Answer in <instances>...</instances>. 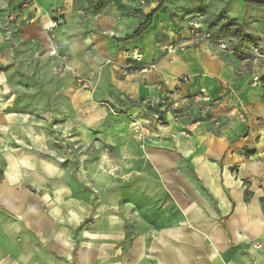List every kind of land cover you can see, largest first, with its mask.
<instances>
[{"label": "crops", "instance_id": "0c3cea01", "mask_svg": "<svg viewBox=\"0 0 264 264\" xmlns=\"http://www.w3.org/2000/svg\"><path fill=\"white\" fill-rule=\"evenodd\" d=\"M22 2L0 0V14L6 9L26 21L20 46L41 48L46 25L56 17L48 11L53 2L23 8ZM64 4L55 34L66 42L74 71L65 79L53 76L49 60L42 59L26 76L34 91L48 92L52 105L64 107L83 136L96 141L100 155L87 180L103 191L97 211L104 225L84 231L90 240L78 242L73 219L82 215L73 208L70 216L65 212L60 161L0 141V264H264V89L232 52L193 40L189 29L195 18L218 37L209 22L225 10L227 19L264 42V6L165 0L152 25L125 40L160 0H107L100 10L85 13L72 0ZM193 6L200 16L187 15ZM161 41H183L185 48L164 53ZM138 48L156 67L124 72ZM8 49L5 57L14 61L16 51ZM14 66L0 70L1 105L17 83ZM76 73H95L97 80L79 89L70 80ZM202 92L210 100L196 97ZM102 101L119 105L120 116ZM35 103L46 111L49 96L41 93ZM149 103L165 119L143 132L142 145L128 117L148 121ZM14 115L0 110V123L16 120ZM118 205L121 213H139L135 227L124 225L122 214L120 222L113 219Z\"/></svg>", "mask_w": 264, "mask_h": 264}, {"label": "rangeland", "instance_id": "374dc122", "mask_svg": "<svg viewBox=\"0 0 264 264\" xmlns=\"http://www.w3.org/2000/svg\"><path fill=\"white\" fill-rule=\"evenodd\" d=\"M49 1L53 3L50 6L51 9H48V11L54 13L56 16H54V19H51L50 23L57 21L58 25L53 29H46L44 35L47 43L41 48H30L25 45L20 46L17 42V37L26 21L18 20L13 14L7 12L8 10L6 9L1 10L2 20H0V27L3 33L4 49L2 50L0 48V58L5 57L8 48L11 51H16L17 58L14 61H8L5 57L1 61L0 70H7L9 65H15V78L17 83L14 89L6 90L5 92V98L10 99L12 102L2 99L3 105L0 104L2 113L6 114L11 112L16 114L13 116L16 117V120H11L4 124L0 123V129L2 130H0V141L1 145L10 142V146H16V148L25 147L40 158L46 156L60 161L66 174L63 179L65 212L68 213L72 208L75 209L73 210L74 213L80 210L82 216L79 220L73 219L74 225L77 227L75 236L78 242H87L90 239L87 235L84 236V231H93L94 227L104 225L103 217L99 216L100 213L97 211L98 207L103 205V191H99L98 186L95 187L88 184L87 180L89 166L91 167L97 163L100 155L98 149L95 147L97 143L83 136L82 131L79 130L78 126L71 119V114L64 110V107L61 108L58 106L57 109V107L52 105L51 95L48 92L42 89L34 91V88L29 83V76H26V72L31 73L32 66L35 65V62L42 59L49 60L48 67L53 76L64 77L65 79L69 73L74 71L70 52L66 50V42H60L55 34L63 21L62 17L65 12L64 3L66 0ZM33 2L37 3L38 0H23L22 8ZM106 2L107 0H72L73 5L80 7L84 13L92 10L98 11ZM189 7L191 6L189 5ZM193 7L192 11L188 10L187 15L194 14L200 16L198 7L196 9L195 6ZM192 21L199 20L192 18ZM209 27L219 35L217 37L213 34L216 38L224 39L229 44V49L226 51L233 53L234 57L241 63V69L245 72H250L252 76L254 75V80L261 84L264 89V42L247 34L242 25L227 19L225 17V10L210 20ZM166 42H159V48ZM53 46H56L55 55L50 53ZM135 50L143 57V63H150L153 66V68L145 71H142L139 67L137 72L152 71L156 67V63L154 61H147L140 48ZM164 53L173 52L166 51ZM133 64H124L123 69L125 65ZM185 78L182 77L179 81L187 80ZM70 80L76 88L81 89L86 88L89 81L97 80V75L95 73H91L90 75L76 73L71 75ZM6 82L9 85L8 79ZM96 87L97 84L95 83L91 90H94ZM41 93L49 96V104L46 107L48 108L46 111H41L39 105H37L38 103H35L40 101ZM101 104L109 109L110 114L120 116L121 110L119 105H114L110 101H102ZM146 111L147 117H149L148 121H142L134 116L128 117L131 130L135 137L142 142V145H145L143 132L148 131L149 126L159 122L161 123L165 119L162 114L163 111L151 103H149ZM46 113H48L47 117L44 116ZM151 117H153V122L151 121ZM30 130L32 131V135L28 136ZM7 131L8 133H6ZM9 136L12 137L8 138ZM79 178L84 179L81 181ZM53 186L55 187V184ZM51 190H54V188H51ZM72 199H78V201L72 202ZM71 205H74V207ZM154 208L159 209L161 207L157 206ZM66 213L65 220L67 219ZM68 214L70 216L72 212L70 211ZM121 214L124 217V221H122L124 225L129 228L136 226L139 213L135 209L121 213L119 205L113 207L112 215L115 221L120 222ZM148 219L151 220L147 218L145 221ZM129 236L132 235L128 234V238H130Z\"/></svg>", "mask_w": 264, "mask_h": 264}, {"label": "built area", "instance_id": "2783aa9c", "mask_svg": "<svg viewBox=\"0 0 264 264\" xmlns=\"http://www.w3.org/2000/svg\"><path fill=\"white\" fill-rule=\"evenodd\" d=\"M31 1V0H27ZM58 25L57 21H52L49 23L46 27V29L50 30L53 29ZM190 26V32L191 37L195 41L199 42H208V43H214L220 50L226 51L229 49V44L224 40L220 38H216L212 32L206 30L203 25L199 21H192L189 24ZM179 48H185V43L183 41H170L166 42L165 44L161 45V51L162 52H174L176 49ZM51 54H56V46H53L50 50ZM134 60L135 63L133 65H125L123 71L124 72H133L134 70L138 71V68L142 71L149 70L153 68L152 64L150 63H143V57L139 54V52L136 51L134 54ZM141 65V66H140ZM187 79V78H185ZM197 98L210 100V97L207 96L205 93H200L196 95Z\"/></svg>", "mask_w": 264, "mask_h": 264}, {"label": "trees", "instance_id": "16d2710c", "mask_svg": "<svg viewBox=\"0 0 264 264\" xmlns=\"http://www.w3.org/2000/svg\"><path fill=\"white\" fill-rule=\"evenodd\" d=\"M164 2L165 0H160V6L158 9L153 10L147 17V19L145 20V22H143L142 24H140V26L138 27V29L136 30V32L134 33L133 36L131 37H127L125 40H129L132 38H136L139 37L144 31H146L153 22V17L156 14V12L162 8L164 6ZM246 3H251L254 5H258V6H264V2L263 1H258V0H245Z\"/></svg>", "mask_w": 264, "mask_h": 264}]
</instances>
